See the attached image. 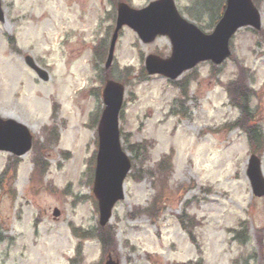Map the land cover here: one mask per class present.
I'll list each match as a JSON object with an SVG mask.
<instances>
[{
  "label": "rangeland",
  "instance_id": "obj_1",
  "mask_svg": "<svg viewBox=\"0 0 264 264\" xmlns=\"http://www.w3.org/2000/svg\"><path fill=\"white\" fill-rule=\"evenodd\" d=\"M126 1L143 8L153 0ZM175 1L213 30L210 3ZM254 1L263 29H241L222 65L204 62L172 81L145 71L147 55H171L170 39L145 44L127 27L106 67L119 0H3L0 114L35 140L19 158L0 151V264H104L108 254L120 264H264V198L247 177L252 151L264 171V143L232 127L242 113L229 91H255L251 126L264 135V0ZM27 55L50 72L48 82ZM112 78L126 88L121 129L135 161L125 198L101 227L96 117Z\"/></svg>",
  "mask_w": 264,
  "mask_h": 264
},
{
  "label": "water",
  "instance_id": "obj_2",
  "mask_svg": "<svg viewBox=\"0 0 264 264\" xmlns=\"http://www.w3.org/2000/svg\"><path fill=\"white\" fill-rule=\"evenodd\" d=\"M0 21H5L1 0ZM125 25L135 30L144 43H151L158 36L170 38L172 55L162 58L151 54L146 59V68L150 75L161 74L175 80L200 62L221 64L231 55L230 40L233 35L246 26L261 29L262 20L252 0H227L223 17L214 32L207 34L180 15L174 0H156L142 9L120 2L107 68L113 62L119 32ZM26 60L40 79L49 80V73L31 56H27ZM124 93L125 87L115 80H108L103 91L105 109L98 126L99 149L93 189L99 203L102 226L111 220L116 203L125 198L124 183L132 167L121 141L120 111ZM32 144L33 136L26 125L0 116V150L23 156L31 150ZM248 177L254 195L263 197L264 173L261 159L256 155L250 158ZM59 215L60 212L56 210L55 216ZM106 264L119 262L110 257Z\"/></svg>",
  "mask_w": 264,
  "mask_h": 264
},
{
  "label": "trees",
  "instance_id": "obj_3",
  "mask_svg": "<svg viewBox=\"0 0 264 264\" xmlns=\"http://www.w3.org/2000/svg\"><path fill=\"white\" fill-rule=\"evenodd\" d=\"M207 3H210L209 7H208V12H209V16L210 19L212 20V25L211 27L214 26V24L219 20V18L221 17V14L225 8V0H196L194 1V5L196 6H206ZM243 70V69H242ZM239 84V82H237ZM232 85V84H231ZM232 88V87H231ZM231 88H229V91L231 92L232 96L234 95L235 101L234 99L232 100V105L236 106L237 108H239L241 110L242 113V117L234 124L232 125V127L234 126H242L244 129H246L247 133H248V137L249 140L251 142H259V149L262 148L261 146L264 143V135L261 133V131H259L258 126H256L255 123L252 124L251 123L253 121L254 115L251 112V109L249 108V102L252 98V96L255 95V91L249 89L248 86H242V90L240 91V93L236 96L235 95V89L233 91H231ZM239 97V98H237ZM237 99V100H236ZM255 121V120H254ZM248 130H251V132ZM130 151H134V149L130 146L129 147ZM140 150V149H139ZM256 151V150H255ZM41 158L38 157L37 158V165L40 163ZM133 161H135V158H133ZM7 173V171H6ZM157 200L155 201L156 203L159 202L162 198L161 196H157ZM158 206L159 205H155ZM160 210V209H159ZM105 238H106V233L104 234ZM107 242H110V246H112V248H116V244L115 241H111L110 238H106ZM105 242V241H104Z\"/></svg>",
  "mask_w": 264,
  "mask_h": 264
}]
</instances>
